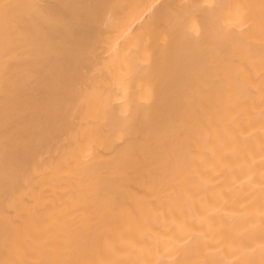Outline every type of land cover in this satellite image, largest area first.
Here are the masks:
<instances>
[{
    "label": "bare ground",
    "instance_id": "obj_1",
    "mask_svg": "<svg viewBox=\"0 0 264 264\" xmlns=\"http://www.w3.org/2000/svg\"><path fill=\"white\" fill-rule=\"evenodd\" d=\"M0 264H264V0H0Z\"/></svg>",
    "mask_w": 264,
    "mask_h": 264
}]
</instances>
